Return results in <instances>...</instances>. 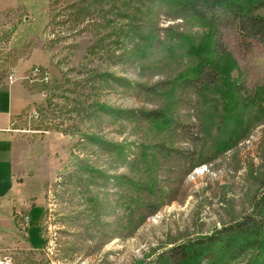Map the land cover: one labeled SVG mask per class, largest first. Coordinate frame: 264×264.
I'll return each mask as SVG.
<instances>
[{"label":"rangeland","instance_id":"obj_1","mask_svg":"<svg viewBox=\"0 0 264 264\" xmlns=\"http://www.w3.org/2000/svg\"><path fill=\"white\" fill-rule=\"evenodd\" d=\"M160 13V0H0V83L15 73L34 94L18 154L45 188L39 242L0 250L13 264H165L173 246L264 214V43L222 27L230 97L184 91L208 30L186 21L185 39L152 46ZM138 109L178 129L128 117ZM241 241L211 250L246 264L263 245Z\"/></svg>","mask_w":264,"mask_h":264},{"label":"trees","instance_id":"obj_2","mask_svg":"<svg viewBox=\"0 0 264 264\" xmlns=\"http://www.w3.org/2000/svg\"><path fill=\"white\" fill-rule=\"evenodd\" d=\"M160 4L162 14L156 15L155 21L151 23L155 26L150 32L151 36H155L152 46H160L167 38L185 39L186 21L197 20L199 25L208 30L207 51H210V55L206 57L207 60L198 63L195 73L181 83V88L184 91L193 89L203 93L207 88L218 84V87H224L227 97H230L233 86H236V81L229 74L234 60H228V51L220 41L222 27L235 29L244 39L264 43V0H160ZM161 15L168 21L165 26L160 25ZM193 49L196 50L194 47ZM129 114L128 117L139 120H164L168 128H171L170 131L178 129L164 109L129 110ZM222 142L229 144L227 140L221 141V144ZM249 237L260 238L263 246L256 258L246 264H264V214L245 217L225 226L218 234L199 241L175 245L162 252L159 260L165 264H221L219 252L214 253L211 248L218 244H228L235 245L236 250H242L246 245L241 241L242 238ZM224 250L222 247L221 252Z\"/></svg>","mask_w":264,"mask_h":264},{"label":"crops","instance_id":"obj_3","mask_svg":"<svg viewBox=\"0 0 264 264\" xmlns=\"http://www.w3.org/2000/svg\"><path fill=\"white\" fill-rule=\"evenodd\" d=\"M33 102V92L18 74L0 83V250L23 241L29 246L39 242L32 222L41 207L44 178L33 173V157L18 154V123Z\"/></svg>","mask_w":264,"mask_h":264},{"label":"built area","instance_id":"obj_4","mask_svg":"<svg viewBox=\"0 0 264 264\" xmlns=\"http://www.w3.org/2000/svg\"><path fill=\"white\" fill-rule=\"evenodd\" d=\"M39 71V68L36 67L33 71L34 74H36ZM15 77V73H12L11 75H9L8 79L9 80H13ZM47 77H44V80H47ZM25 219H28V217H26ZM0 264H13V260L11 258V256L9 255H0Z\"/></svg>","mask_w":264,"mask_h":264}]
</instances>
